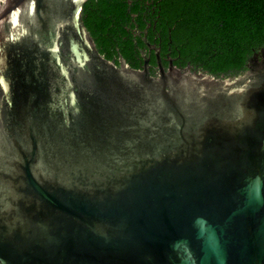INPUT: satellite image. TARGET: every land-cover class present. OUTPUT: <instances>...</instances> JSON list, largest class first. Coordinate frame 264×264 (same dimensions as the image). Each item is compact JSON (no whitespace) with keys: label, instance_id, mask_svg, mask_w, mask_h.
<instances>
[{"label":"water","instance_id":"water-1","mask_svg":"<svg viewBox=\"0 0 264 264\" xmlns=\"http://www.w3.org/2000/svg\"><path fill=\"white\" fill-rule=\"evenodd\" d=\"M88 1L0 0V264H264V49L118 67Z\"/></svg>","mask_w":264,"mask_h":264},{"label":"trees","instance_id":"trees-1","mask_svg":"<svg viewBox=\"0 0 264 264\" xmlns=\"http://www.w3.org/2000/svg\"><path fill=\"white\" fill-rule=\"evenodd\" d=\"M132 15L142 29L152 24L150 38L158 37L163 53L179 67L190 63L229 78L248 72L252 59L262 61L264 0H89L83 20L101 55L111 59L116 42L139 69L133 43H121Z\"/></svg>","mask_w":264,"mask_h":264},{"label":"flooded vegetation","instance_id":"flooded-vegetation-1","mask_svg":"<svg viewBox=\"0 0 264 264\" xmlns=\"http://www.w3.org/2000/svg\"><path fill=\"white\" fill-rule=\"evenodd\" d=\"M136 17H137V15H132V22L130 23V25L128 27H125L126 31L129 35L125 36L121 43H123V42L133 43V45L136 49V53H137L136 54L137 62L140 64L139 69H142L144 66V63H145L144 58H143V54H142V52H144L148 58L150 57V66L151 67L149 68V71H150L151 75H153V76H154V74L156 75L155 67L157 66V58H156V52L154 50V49H156L160 53L162 65L166 70L169 68L170 61H171L174 66H176L177 68H179L183 71L190 69L191 72H204L202 69H198V68L194 67L193 65H191L190 63L184 67H179L176 64L177 60L173 59L171 57L170 53H163L162 47L158 41V37H155L154 40H152L150 38L151 33H152V28H153L152 24L147 22V26L144 29H142L139 26V24L136 22ZM142 44H143V46H142ZM111 54H112L111 59H109V60L112 61L113 63H115L118 67L121 65V63H120L121 57H123L127 61V59L124 57V55L120 51L119 46L116 45V42H114V52ZM127 63H128V61H127ZM165 64H167V65H165ZM129 66L131 67L130 64H129Z\"/></svg>","mask_w":264,"mask_h":264}]
</instances>
